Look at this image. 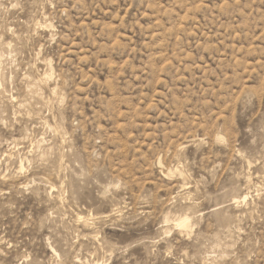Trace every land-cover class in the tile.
I'll return each mask as SVG.
<instances>
[{"label":"rangeland","instance_id":"obj_1","mask_svg":"<svg viewBox=\"0 0 264 264\" xmlns=\"http://www.w3.org/2000/svg\"><path fill=\"white\" fill-rule=\"evenodd\" d=\"M0 264H264V0H0Z\"/></svg>","mask_w":264,"mask_h":264},{"label":"bare ground","instance_id":"obj_2","mask_svg":"<svg viewBox=\"0 0 264 264\" xmlns=\"http://www.w3.org/2000/svg\"><path fill=\"white\" fill-rule=\"evenodd\" d=\"M52 77V76H51ZM46 79V78H45ZM54 92V91H53ZM247 198V197H245ZM244 198V199H245ZM178 227L179 228H188L189 227V221H188V217L187 218H183L181 220H179V223H178ZM187 230V229H186Z\"/></svg>","mask_w":264,"mask_h":264}]
</instances>
